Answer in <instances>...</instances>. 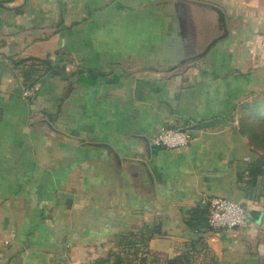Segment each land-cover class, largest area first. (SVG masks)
Here are the masks:
<instances>
[{
	"label": "crops",
	"instance_id": "obj_1",
	"mask_svg": "<svg viewBox=\"0 0 264 264\" xmlns=\"http://www.w3.org/2000/svg\"><path fill=\"white\" fill-rule=\"evenodd\" d=\"M259 98L264 0H0V264H264L237 124ZM213 118L231 124L153 143ZM214 196L260 221L209 229Z\"/></svg>",
	"mask_w": 264,
	"mask_h": 264
},
{
	"label": "built area",
	"instance_id": "obj_2",
	"mask_svg": "<svg viewBox=\"0 0 264 264\" xmlns=\"http://www.w3.org/2000/svg\"><path fill=\"white\" fill-rule=\"evenodd\" d=\"M31 91L26 89L24 95H31ZM193 138V131L189 128L162 127L153 138V143L165 148H179L186 147ZM206 204V225L209 229L245 228L252 223L250 212L237 200L214 196L206 199Z\"/></svg>",
	"mask_w": 264,
	"mask_h": 264
},
{
	"label": "rangeland",
	"instance_id": "obj_3",
	"mask_svg": "<svg viewBox=\"0 0 264 264\" xmlns=\"http://www.w3.org/2000/svg\"><path fill=\"white\" fill-rule=\"evenodd\" d=\"M254 101L255 100H251L241 106L237 124L245 134L247 132L246 130L250 129L254 131V143L251 144L254 154L251 164L255 162L261 164L263 167V173L257 177V181L254 185L256 189L253 192H255L256 195L264 197V110H256L254 108ZM196 257L197 256L195 255H191L189 256L188 262L178 260L170 263L169 259H163L157 262L151 261L152 259L148 256H145V258L141 257L140 260L137 258V260L134 261L130 254L127 259L124 260L120 255L119 257L114 256L109 264H113L115 261H119L121 264H194L197 259Z\"/></svg>",
	"mask_w": 264,
	"mask_h": 264
},
{
	"label": "trees",
	"instance_id": "obj_4",
	"mask_svg": "<svg viewBox=\"0 0 264 264\" xmlns=\"http://www.w3.org/2000/svg\"><path fill=\"white\" fill-rule=\"evenodd\" d=\"M27 81H30L28 84L29 86H32V85H35V83L37 82L36 80H33L31 75L30 74H26V77H25ZM255 100L254 101V108L256 110H264V98L262 99H253ZM240 131L248 136L250 138V143L253 144L254 143V131L253 130H246V134L240 129ZM248 173H249V176H250V183L255 185L256 181H257V177L263 173V167L261 164H259L258 162L256 163H253V164H250L249 168H248ZM205 222H206V218H205ZM170 260V263H173V262H176L178 260H182V261H187L189 260V255L188 254H183L181 256H178V257H174L172 259H169ZM113 264H121L119 261H115ZM186 264V263H185Z\"/></svg>",
	"mask_w": 264,
	"mask_h": 264
},
{
	"label": "water",
	"instance_id": "obj_5",
	"mask_svg": "<svg viewBox=\"0 0 264 264\" xmlns=\"http://www.w3.org/2000/svg\"><path fill=\"white\" fill-rule=\"evenodd\" d=\"M48 116H49V120L51 121L52 120V115L50 113H46ZM50 127L56 131L57 133L59 134H63L65 135L64 133H62L61 131L59 130H55V128H53V125L51 124V122H48ZM231 123L223 118H213V119H210V120H206V121H202V122H196V123H193L189 126L190 129L192 130H202V129H208V128H213V127H222V126H228L230 125ZM66 137H69L67 135H65ZM138 164H140L142 166V168L144 169V173L145 175L149 177L150 175V172L146 166V163L142 160H137L136 161ZM250 215L252 216V218H254L256 221H260V216L262 215V212L260 211H250Z\"/></svg>",
	"mask_w": 264,
	"mask_h": 264
}]
</instances>
